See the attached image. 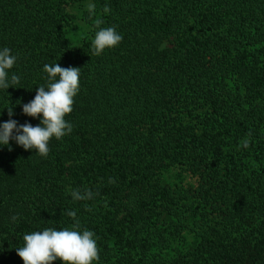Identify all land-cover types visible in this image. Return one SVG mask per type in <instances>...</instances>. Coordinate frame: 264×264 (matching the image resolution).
<instances>
[{"label": "trees", "instance_id": "1", "mask_svg": "<svg viewBox=\"0 0 264 264\" xmlns=\"http://www.w3.org/2000/svg\"><path fill=\"white\" fill-rule=\"evenodd\" d=\"M69 2L0 0L20 77L0 89V124L41 123L22 106L45 64L81 68L73 131L46 157L0 145V264H24V234L71 227L66 210L94 231L93 264H264V0H93L78 43ZM97 19L123 36L98 56ZM170 165L193 181L170 184Z\"/></svg>", "mask_w": 264, "mask_h": 264}, {"label": "clouds", "instance_id": "2", "mask_svg": "<svg viewBox=\"0 0 264 264\" xmlns=\"http://www.w3.org/2000/svg\"><path fill=\"white\" fill-rule=\"evenodd\" d=\"M88 11L92 14L94 6L89 5ZM102 23L100 19L95 21L98 31L91 42L92 53L97 56L106 48L118 46L123 40L116 26L101 27ZM17 59L18 56L12 54L10 48L0 50V89L7 90L20 83V77L15 73L9 77L8 71L14 67ZM80 70V67H62L59 63L45 64L44 71L48 74L46 86H39L34 99L22 106L24 114L41 118V123L35 126L30 122L19 124L15 119L3 122L0 124V145H10V141L15 140L25 150L34 149L46 157L53 137L61 139L73 131V125L65 117L73 111L74 97L80 90ZM8 115H14L12 107H8ZM248 144L247 140L243 141L244 147H248ZM71 196L74 201L89 200L93 198V193L88 189L83 192L72 189ZM63 215L73 219L71 227L60 230L48 227L24 234L23 246L16 248L24 264H53L58 259L63 264H93L99 261L94 231L87 228L81 231L76 211L66 210ZM17 218L18 215L13 216L12 220Z\"/></svg>", "mask_w": 264, "mask_h": 264}, {"label": "rangeland", "instance_id": "3", "mask_svg": "<svg viewBox=\"0 0 264 264\" xmlns=\"http://www.w3.org/2000/svg\"><path fill=\"white\" fill-rule=\"evenodd\" d=\"M89 5H93V0H70L67 5L68 12L73 15L70 24L67 27V35L73 43H78L89 33V25L82 17L84 11L88 10ZM177 172L178 168L170 165L167 167L164 177L170 184L193 181L190 176L183 178L184 181H181V176L179 177Z\"/></svg>", "mask_w": 264, "mask_h": 264}]
</instances>
